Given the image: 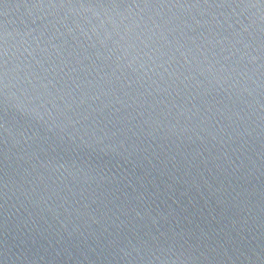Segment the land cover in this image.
Returning a JSON list of instances; mask_svg holds the SVG:
<instances>
[{
	"label": "water",
	"instance_id": "obj_1",
	"mask_svg": "<svg viewBox=\"0 0 264 264\" xmlns=\"http://www.w3.org/2000/svg\"><path fill=\"white\" fill-rule=\"evenodd\" d=\"M0 264H264V0H0Z\"/></svg>",
	"mask_w": 264,
	"mask_h": 264
}]
</instances>
